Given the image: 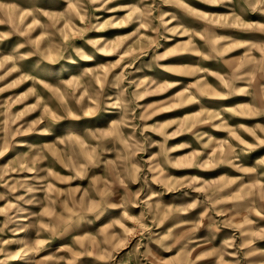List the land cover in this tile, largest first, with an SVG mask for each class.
<instances>
[{
  "label": "rangeland",
  "instance_id": "rangeland-1",
  "mask_svg": "<svg viewBox=\"0 0 264 264\" xmlns=\"http://www.w3.org/2000/svg\"><path fill=\"white\" fill-rule=\"evenodd\" d=\"M0 264H264V0H0Z\"/></svg>",
  "mask_w": 264,
  "mask_h": 264
},
{
  "label": "clouds",
  "instance_id": "clouds-1",
  "mask_svg": "<svg viewBox=\"0 0 264 264\" xmlns=\"http://www.w3.org/2000/svg\"><path fill=\"white\" fill-rule=\"evenodd\" d=\"M75 51H76V54L80 56L82 59L88 60L92 58L85 51L81 49H76Z\"/></svg>",
  "mask_w": 264,
  "mask_h": 264
}]
</instances>
